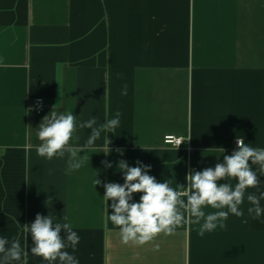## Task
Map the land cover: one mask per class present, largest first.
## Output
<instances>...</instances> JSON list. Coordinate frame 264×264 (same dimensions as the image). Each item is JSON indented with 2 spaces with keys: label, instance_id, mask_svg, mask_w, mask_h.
I'll return each mask as SVG.
<instances>
[{
  "label": "crops",
  "instance_id": "1",
  "mask_svg": "<svg viewBox=\"0 0 264 264\" xmlns=\"http://www.w3.org/2000/svg\"><path fill=\"white\" fill-rule=\"evenodd\" d=\"M52 110L76 116L72 146L90 134L81 122L122 115L115 134L101 133L78 154L87 162L66 173L67 153L36 152ZM166 135L186 142L176 149ZM238 137L264 148V0H0V237L18 238L27 264H48L23 232L38 213L77 232L75 252L66 250L79 264H264V214L252 219L246 199L264 192V176L246 191L245 215L230 214L225 228L201 237L192 223L143 246L121 243L103 199L104 184L124 183L122 160L186 187L189 172L223 163Z\"/></svg>",
  "mask_w": 264,
  "mask_h": 264
},
{
  "label": "clouds",
  "instance_id": "2",
  "mask_svg": "<svg viewBox=\"0 0 264 264\" xmlns=\"http://www.w3.org/2000/svg\"><path fill=\"white\" fill-rule=\"evenodd\" d=\"M122 95L127 94L125 85ZM121 113L117 111L114 118L107 119L97 126L95 117L81 122L79 128L90 129V134L83 145L72 146L71 141L77 131V120L73 113H58L52 110L44 116L38 129L39 146L37 155L47 160L64 158L69 155L66 173L80 169L88 160L86 155L78 156L94 146L100 139L101 133H114L120 126ZM77 139H79L77 137ZM108 145L111 141L105 137ZM189 138L188 140H190ZM165 142L172 144L176 149L186 141L183 138L166 136ZM237 150L231 155H224L223 163H216L214 168H205L202 171H192L186 175L187 186L172 187V181L158 182L154 176L149 175L150 165H143L137 161L136 167H129L127 161H120L118 169L123 173L124 183L104 184V201L111 200L112 214L108 219L119 229L121 243L124 245L143 246L154 241L159 235L171 236L179 227L192 223L200 225L198 235L203 237L206 232L217 228H225L224 223L229 215L237 218L245 215L242 205L245 201L246 191L256 189L260 185V177L264 176V148H254L245 143L242 137L236 140ZM123 154V150H117ZM224 152V150H223ZM111 168V163L102 162ZM253 165L257 170H253ZM259 172V175H258ZM235 179L233 185L230 181ZM221 181H226L221 183ZM101 182L96 179L95 185ZM140 193L139 202L133 200V194ZM251 205L247 213L252 219H259L264 214L261 200L264 192L249 193L246 196ZM210 207L216 211L206 213L204 209ZM67 221V217H62ZM56 217L42 216L39 213L31 225L24 224L25 240L30 233L32 247L30 252L41 257L48 264H79L73 252L79 243L80 237L67 222H55ZM203 221V223H201ZM248 223V220H243ZM63 232V235L61 233ZM156 251L159 245L155 246ZM28 250L21 246L18 238L9 241L0 237V261L2 264L22 261L27 264Z\"/></svg>",
  "mask_w": 264,
  "mask_h": 264
},
{
  "label": "built area",
  "instance_id": "3",
  "mask_svg": "<svg viewBox=\"0 0 264 264\" xmlns=\"http://www.w3.org/2000/svg\"><path fill=\"white\" fill-rule=\"evenodd\" d=\"M31 111L32 112H35L37 114H40L42 113V111L44 110V99L39 97V98H36L32 104V106L30 107ZM166 136H169V135H166ZM165 136V137H166ZM171 136H174L176 138H182V137H178V136H175V135H171ZM165 137H164V142H165ZM166 143V142H165ZM166 144H169V143H166ZM183 144V143H182ZM181 144V145H182ZM169 145H172V144H169ZM180 145V146H181Z\"/></svg>",
  "mask_w": 264,
  "mask_h": 264
}]
</instances>
